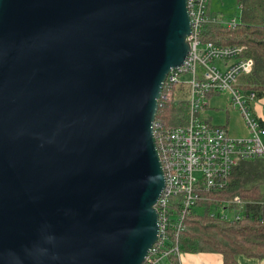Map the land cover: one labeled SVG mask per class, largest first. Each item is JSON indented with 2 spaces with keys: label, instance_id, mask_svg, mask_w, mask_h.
<instances>
[{
  "label": "water",
  "instance_id": "1",
  "mask_svg": "<svg viewBox=\"0 0 264 264\" xmlns=\"http://www.w3.org/2000/svg\"><path fill=\"white\" fill-rule=\"evenodd\" d=\"M188 0H0V264H143L154 125Z\"/></svg>",
  "mask_w": 264,
  "mask_h": 264
},
{
  "label": "built area",
  "instance_id": "2",
  "mask_svg": "<svg viewBox=\"0 0 264 264\" xmlns=\"http://www.w3.org/2000/svg\"><path fill=\"white\" fill-rule=\"evenodd\" d=\"M209 2L188 0L190 53L184 65L171 70L164 85L167 94L175 96L183 87L181 96L188 101L189 110L185 125L165 127L155 121L154 133L166 185L156 204L160 219L158 240L143 264H174V259L183 253L181 235L186 229V219L198 209L199 203L213 202L208 194L227 186L240 161L264 158V108L263 116H257L252 104L260 98L254 90H245L240 84L242 76L253 72L255 60L246 45L222 46L204 41L209 24H237V19L228 20L211 12ZM217 62H222L223 68ZM221 93L227 95L232 110L241 113L247 136L234 137L226 126L205 119L210 98ZM244 204L236 196L221 201L223 213H212L234 221L241 217Z\"/></svg>",
  "mask_w": 264,
  "mask_h": 264
},
{
  "label": "trees",
  "instance_id": "3",
  "mask_svg": "<svg viewBox=\"0 0 264 264\" xmlns=\"http://www.w3.org/2000/svg\"><path fill=\"white\" fill-rule=\"evenodd\" d=\"M240 19L235 26L209 24L204 41L219 45H246L248 54L255 60L253 72L241 77L245 90H254L258 98L264 95V0H239ZM183 89V87H181ZM175 95H168L166 87L159 101L156 121L165 127L185 125L189 103ZM177 94V95H179ZM264 126V122H262ZM264 158L243 160L235 167L227 186L210 192L211 203L201 202V211L195 210L186 219V229L181 235L183 252H215L224 256V264H238L242 254L264 257ZM239 196L245 204L241 217L234 221L213 215L211 205L220 206ZM216 207V208H217ZM204 209V210H203ZM203 211V212H202ZM174 264H178L174 259Z\"/></svg>",
  "mask_w": 264,
  "mask_h": 264
},
{
  "label": "crops",
  "instance_id": "4",
  "mask_svg": "<svg viewBox=\"0 0 264 264\" xmlns=\"http://www.w3.org/2000/svg\"><path fill=\"white\" fill-rule=\"evenodd\" d=\"M216 1L217 0H210L209 2L210 11L218 14L219 17L221 18H226L227 15H224V13L214 8ZM237 2L239 3L241 9V4L239 0H237ZM219 65L223 68L222 62H219ZM219 100L221 99L216 98L215 96L210 98V104L205 111V117H206L205 119H207V121H209L212 124L226 126L229 130V134L234 137L247 136L248 129L245 125L241 113L237 110L230 111L229 107H227L229 102L228 104H225L226 105L225 107H223V104H220ZM252 105H253V112L257 116H263L264 95L262 98H260L259 102H256L255 104ZM225 108L226 110H229V112L226 111L223 112ZM224 113H229V114L224 115ZM234 114H235V119H234L235 122L231 124V115ZM237 127H240V130H238ZM243 128L245 129L246 132L243 131ZM177 262L178 264H224V256L220 253L208 252V251L183 252L180 258L177 259ZM238 264H264V257H250L242 254L238 257Z\"/></svg>",
  "mask_w": 264,
  "mask_h": 264
},
{
  "label": "rangeland",
  "instance_id": "5",
  "mask_svg": "<svg viewBox=\"0 0 264 264\" xmlns=\"http://www.w3.org/2000/svg\"><path fill=\"white\" fill-rule=\"evenodd\" d=\"M214 8L216 10H219L220 12L224 13V15H227L226 18L228 20H233V19L240 18V14H241L240 11H241V9H240V5L237 2V0H217L215 2ZM247 50L249 51L248 48H247ZM217 64H219V63L217 62ZM176 97L177 98H181L180 97V94L177 95ZM215 97L222 100V101L219 100L220 101L219 103L220 104H223V107L226 106L225 104H228V101H227L228 98H227V95L226 94L221 93V94L215 95ZM227 107H229V110L232 111V107H231L230 104H228ZM229 110H226V108H225L223 110V112H225V111L226 112H229ZM227 114H229V113H224V115H227ZM234 119H235V114L234 115H231V124L235 122ZM237 128H238V130H240V127H237ZM243 131L246 132L244 128H243ZM262 189H264V184L262 185ZM216 207H217L216 204L211 205V209H212L213 212H219V213H223L224 212L221 206H219L218 209H216ZM201 210H202L201 207H199L198 211H201ZM229 215L230 216H233V213L232 212L231 213L229 212Z\"/></svg>",
  "mask_w": 264,
  "mask_h": 264
}]
</instances>
